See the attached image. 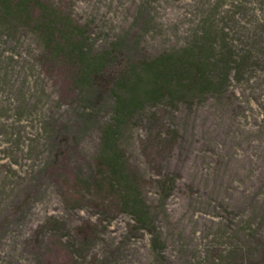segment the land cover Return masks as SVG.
<instances>
[{
	"label": "rangeland",
	"instance_id": "374dc122",
	"mask_svg": "<svg viewBox=\"0 0 264 264\" xmlns=\"http://www.w3.org/2000/svg\"><path fill=\"white\" fill-rule=\"evenodd\" d=\"M49 2L81 24L85 51L116 58L98 86L65 95L40 32L0 10V264H264V0ZM161 55L197 64L209 84L123 111L145 98L146 62ZM154 112L176 136L149 157ZM105 131L141 176L121 210L71 197Z\"/></svg>",
	"mask_w": 264,
	"mask_h": 264
},
{
	"label": "trees",
	"instance_id": "16d2710c",
	"mask_svg": "<svg viewBox=\"0 0 264 264\" xmlns=\"http://www.w3.org/2000/svg\"><path fill=\"white\" fill-rule=\"evenodd\" d=\"M62 7H55L49 0H0V10L3 15L12 12L23 23H29L40 32L44 40L42 60L49 70H58L64 80L65 95L76 96L77 91L88 85L93 87L100 84L102 71L107 64L116 58L113 49L104 48L100 52L89 53L84 49V30L81 24L70 20ZM81 31H80V30ZM161 55L146 62L150 79L144 99L135 97L126 99L120 104L123 111L142 106L145 101L153 103L159 97H169L174 101V93L179 91L194 92L209 83L203 80V72L200 67L186 61V58ZM207 81V82H206ZM149 86V85H148ZM79 92V91H78ZM80 94V93H78ZM176 99V98H175ZM151 133L148 140L143 143L144 151L151 157L154 145L161 146L158 155L170 148L175 141L176 130L162 123L157 112L151 113L148 118ZM155 126L157 133L154 131ZM155 132V133H153ZM165 133V135H163ZM103 146L112 149L104 153L105 148L94 158V166L87 177L77 174L73 177V199H79L81 190L91 194V203L99 207L121 210L130 206L128 193L130 183H141L136 166L124 159V151L114 148L111 142L110 132H103ZM80 193V194H79ZM84 195V194H83ZM134 207L137 202L133 199ZM107 205V207H106ZM88 223V222H86ZM86 226V227H85ZM80 241H89L94 233L87 224L77 228ZM56 240H60L56 236ZM63 248L61 259H74L75 252L71 247L60 242Z\"/></svg>",
	"mask_w": 264,
	"mask_h": 264
}]
</instances>
